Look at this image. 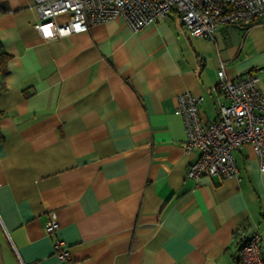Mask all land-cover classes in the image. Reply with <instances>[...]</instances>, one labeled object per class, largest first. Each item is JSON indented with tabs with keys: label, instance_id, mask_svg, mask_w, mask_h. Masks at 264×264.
Segmentation results:
<instances>
[{
	"label": "crops",
	"instance_id": "obj_1",
	"mask_svg": "<svg viewBox=\"0 0 264 264\" xmlns=\"http://www.w3.org/2000/svg\"><path fill=\"white\" fill-rule=\"evenodd\" d=\"M33 3L0 0V264H227L244 222L260 231L264 259L252 146L233 152L239 178L196 182L174 112L189 91L214 118L220 66L229 79L260 70L264 93V15L211 36L190 35L174 10L136 30L117 15L44 39Z\"/></svg>",
	"mask_w": 264,
	"mask_h": 264
},
{
	"label": "built area",
	"instance_id": "obj_2",
	"mask_svg": "<svg viewBox=\"0 0 264 264\" xmlns=\"http://www.w3.org/2000/svg\"><path fill=\"white\" fill-rule=\"evenodd\" d=\"M39 21L35 24L44 39L60 38L85 31L91 24L123 17L134 30L165 18L174 10L186 31L193 36H211L219 26L252 23L264 15V0H34ZM59 16H64L58 20ZM260 70L229 79L223 66L217 70V87L222 95L212 119H202L199 108L203 95L194 97L189 91L177 97L174 112L185 125V152L195 158L186 168L187 178L196 182L213 176L239 178L233 156L243 145L252 146L259 169L264 171V93L257 87ZM59 224L48 220L44 231L56 234ZM235 254L227 264H264L258 228L244 222L233 231ZM53 253L62 261L71 255L65 242L53 240Z\"/></svg>",
	"mask_w": 264,
	"mask_h": 264
},
{
	"label": "trees",
	"instance_id": "obj_3",
	"mask_svg": "<svg viewBox=\"0 0 264 264\" xmlns=\"http://www.w3.org/2000/svg\"><path fill=\"white\" fill-rule=\"evenodd\" d=\"M7 54L5 52H0V64H4V62L7 60ZM2 64L1 68H2V72L5 73V66Z\"/></svg>",
	"mask_w": 264,
	"mask_h": 264
}]
</instances>
